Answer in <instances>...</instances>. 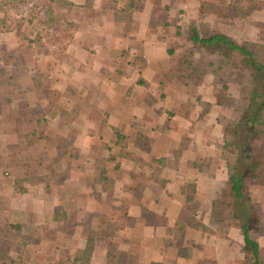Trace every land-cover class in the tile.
<instances>
[{"label": "crops", "instance_id": "0c3cea01", "mask_svg": "<svg viewBox=\"0 0 264 264\" xmlns=\"http://www.w3.org/2000/svg\"><path fill=\"white\" fill-rule=\"evenodd\" d=\"M70 2V15L57 18L69 26L61 48L34 54L48 63V93L25 92L27 107H45L31 119L36 145L27 148L46 157L36 159L43 170L23 176V191L5 177L7 208L22 224L30 214L50 221L40 227L55 232L54 258L241 264V230L230 224L222 233L220 220L208 222L228 171L216 154L219 117L198 110L191 94L194 62L186 57L196 54L193 44L205 49L188 33L194 25L200 35L255 34L264 0ZM206 82L201 102L214 109ZM21 133L8 131L17 141Z\"/></svg>", "mask_w": 264, "mask_h": 264}, {"label": "rangeland", "instance_id": "374dc122", "mask_svg": "<svg viewBox=\"0 0 264 264\" xmlns=\"http://www.w3.org/2000/svg\"><path fill=\"white\" fill-rule=\"evenodd\" d=\"M69 2L70 0H0V264H86L83 259L75 262L71 258H54L50 253L52 244L48 239L54 236L55 232L40 227V221H50L46 217L30 214L29 221L26 218L22 224L19 222L21 218L12 215L7 208L9 196L5 194L8 179L9 184H16L17 190L23 191L21 180L23 176L25 174L31 176V172L41 173L43 170L41 162H36V159L39 156L42 159L46 157L43 153L40 155L37 152L30 153L27 148L32 142L36 145L31 130L30 132L28 130L33 124L31 119L43 115L45 107L43 104L41 106L32 104L27 107L24 100L25 92L37 88L45 94L48 93V89L44 87L51 82L48 63L41 58L40 61L34 54L40 49L48 51L56 47L61 48V44L58 43L59 33L66 35L69 26L61 24L57 18L70 15L68 11L71 2ZM61 5L64 7L61 8ZM246 33L242 35L264 41V25L255 34H250L251 31ZM193 47L197 49L196 54L186 59L194 62V68L192 67L194 73L189 76L195 77L191 79L195 85H190L191 94L194 97L198 95L200 102L195 107L204 113L209 110L217 113L223 132L234 120L230 128L235 134L227 132L226 136L229 138L234 136L242 146H246L245 136L251 132L250 125L237 122V117L241 105L246 100V92L252 85L250 69L239 65L236 61H230L218 52H211L205 47L203 50L202 47L199 48L194 44ZM209 58L212 64L207 62ZM203 77L210 83V90L216 95L213 97L216 102L214 109L201 102L204 101L203 96L207 91L202 85L206 82ZM262 81L260 90L264 89V78ZM225 102H230L232 105L224 104ZM13 129L19 130L20 133L26 129V137L22 132L18 137L20 140L17 141L16 137L8 134V131ZM224 138L223 134L219 140L223 145L222 149L220 150L218 145L220 153L216 152V154L220 161L225 162L227 157L236 156V150H232L230 145L226 146ZM52 139L51 136L46 144L42 141L43 147L50 145ZM17 174L19 177L16 176ZM247 194L250 199L245 205L253 214L255 212L258 215L260 221L257 224L252 218L254 222L251 224L253 226L251 233L257 240L259 239L264 249V188L252 183ZM232 201L231 195L223 196L222 192L213 201L214 210L208 222L213 219L220 220L222 233H225V229L230 226L228 222L232 220L233 212L238 211L237 207L232 206ZM237 244L239 245V242ZM203 264H212V262L206 260Z\"/></svg>", "mask_w": 264, "mask_h": 264}, {"label": "trees", "instance_id": "16d2710c", "mask_svg": "<svg viewBox=\"0 0 264 264\" xmlns=\"http://www.w3.org/2000/svg\"><path fill=\"white\" fill-rule=\"evenodd\" d=\"M215 11L221 15L223 13L222 10ZM188 38L195 44L211 52H218L251 71L252 85L246 92V100L241 105L237 117V122L249 123L251 132L245 136L246 146H242L234 136L231 138L226 136L227 132L235 134L230 128L234 120L225 127L224 144L230 145L232 150L235 149L236 156L227 157L225 161L229 177L221 192L223 196L231 195L232 206L238 208L237 212H233L232 220L228 224H234L241 229L240 250L243 255L241 264H264V249L251 233L253 227L251 224L254 221L258 224L259 217L245 205L250 199L247 192L252 183L264 188V89L260 90L264 78V41L254 40L248 36L237 40L223 31L200 35L194 25L189 29ZM229 103L224 104L232 105ZM16 176L19 177L18 174Z\"/></svg>", "mask_w": 264, "mask_h": 264}]
</instances>
